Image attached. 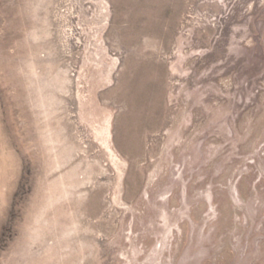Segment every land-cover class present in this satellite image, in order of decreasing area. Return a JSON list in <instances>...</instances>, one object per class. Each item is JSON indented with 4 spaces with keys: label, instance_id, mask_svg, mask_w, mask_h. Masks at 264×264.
Listing matches in <instances>:
<instances>
[{
    "label": "rangeland",
    "instance_id": "1",
    "mask_svg": "<svg viewBox=\"0 0 264 264\" xmlns=\"http://www.w3.org/2000/svg\"><path fill=\"white\" fill-rule=\"evenodd\" d=\"M0 264H264V0H0Z\"/></svg>",
    "mask_w": 264,
    "mask_h": 264
}]
</instances>
